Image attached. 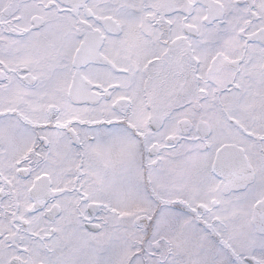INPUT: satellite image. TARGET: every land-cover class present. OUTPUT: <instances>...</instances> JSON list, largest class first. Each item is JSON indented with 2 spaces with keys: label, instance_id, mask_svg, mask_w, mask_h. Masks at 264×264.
I'll use <instances>...</instances> for the list:
<instances>
[{
  "label": "snow or ice",
  "instance_id": "obj_1",
  "mask_svg": "<svg viewBox=\"0 0 264 264\" xmlns=\"http://www.w3.org/2000/svg\"><path fill=\"white\" fill-rule=\"evenodd\" d=\"M0 264H264V0H0Z\"/></svg>",
  "mask_w": 264,
  "mask_h": 264
}]
</instances>
